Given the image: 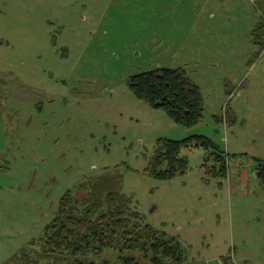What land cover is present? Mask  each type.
Returning a JSON list of instances; mask_svg holds the SVG:
<instances>
[{
  "label": "rangeland",
  "instance_id": "obj_1",
  "mask_svg": "<svg viewBox=\"0 0 264 264\" xmlns=\"http://www.w3.org/2000/svg\"><path fill=\"white\" fill-rule=\"evenodd\" d=\"M261 16L264 0H0V264H25L61 194L112 169L143 221L179 239V264H264ZM157 66L199 85V122L132 93L129 75ZM194 133L225 150L224 174L192 144L183 173L145 171L159 137Z\"/></svg>",
  "mask_w": 264,
  "mask_h": 264
},
{
  "label": "trees",
  "instance_id": "obj_2",
  "mask_svg": "<svg viewBox=\"0 0 264 264\" xmlns=\"http://www.w3.org/2000/svg\"><path fill=\"white\" fill-rule=\"evenodd\" d=\"M251 34L253 41L264 44L263 16ZM127 84L137 98L152 107L163 108L178 124L191 126L203 117L200 87L181 66H157L133 73ZM214 117L227 124L231 121L226 107L224 114ZM191 144L215 149L214 158L221 161L215 171L225 173L227 153L201 133L182 138L159 137L145 171L162 179L183 173L188 161L180 149ZM256 160V177L264 186V156ZM130 200L122 190L121 173L116 169L85 178L61 194L53 216L42 229L39 250L31 254L22 249L21 261L25 264H179L185 257L179 239L143 221Z\"/></svg>",
  "mask_w": 264,
  "mask_h": 264
},
{
  "label": "water",
  "instance_id": "obj_3",
  "mask_svg": "<svg viewBox=\"0 0 264 264\" xmlns=\"http://www.w3.org/2000/svg\"><path fill=\"white\" fill-rule=\"evenodd\" d=\"M212 151H214V152H215V149H213ZM219 154H221L222 156H224V154H222V153H219Z\"/></svg>",
  "mask_w": 264,
  "mask_h": 264
},
{
  "label": "crops",
  "instance_id": "obj_4",
  "mask_svg": "<svg viewBox=\"0 0 264 264\" xmlns=\"http://www.w3.org/2000/svg\"><path fill=\"white\" fill-rule=\"evenodd\" d=\"M190 75V74H189ZM192 78V77H191Z\"/></svg>",
  "mask_w": 264,
  "mask_h": 264
},
{
  "label": "built area",
  "instance_id": "obj_5",
  "mask_svg": "<svg viewBox=\"0 0 264 264\" xmlns=\"http://www.w3.org/2000/svg\"><path fill=\"white\" fill-rule=\"evenodd\" d=\"M264 17V16H263Z\"/></svg>",
  "mask_w": 264,
  "mask_h": 264
}]
</instances>
